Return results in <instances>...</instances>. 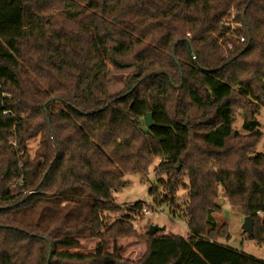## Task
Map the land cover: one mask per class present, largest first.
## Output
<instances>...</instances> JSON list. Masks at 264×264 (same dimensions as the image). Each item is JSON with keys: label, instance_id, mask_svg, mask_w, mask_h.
Segmentation results:
<instances>
[{"label": "trees", "instance_id": "16d2710c", "mask_svg": "<svg viewBox=\"0 0 264 264\" xmlns=\"http://www.w3.org/2000/svg\"><path fill=\"white\" fill-rule=\"evenodd\" d=\"M233 6L241 26H223ZM261 106L264 0H0V264H264L218 242L228 229L213 217L221 185L263 243ZM38 130L31 158L25 140ZM157 157L171 205L188 172L190 236L139 235L134 261L106 250L137 235L129 216L107 225L102 213L122 210L124 174H146ZM81 239L99 242L68 249Z\"/></svg>", "mask_w": 264, "mask_h": 264}, {"label": "rangeland", "instance_id": "374dc122", "mask_svg": "<svg viewBox=\"0 0 264 264\" xmlns=\"http://www.w3.org/2000/svg\"><path fill=\"white\" fill-rule=\"evenodd\" d=\"M236 9L237 8L233 6L230 9L229 14L221 19L220 23L223 26H229L231 28L241 26V22L236 20ZM222 47L225 50V46L222 45ZM226 55L227 54H225V56ZM122 88L123 83L115 70L111 68L109 80L110 92L116 93ZM53 109L55 111L60 110L62 109V105L59 102H54ZM257 119L260 122L262 137L257 143L255 153H264V106H261ZM242 123L243 114L242 111H238L234 127L242 135H246L247 132L242 129ZM41 133L42 130H38L34 135L25 140L26 150L31 158L35 157L37 151L44 145L41 139ZM9 142L17 146L14 139ZM191 149L195 154L202 152V143L198 137L193 138ZM201 157L204 160L203 155ZM160 162V158H155L149 165L146 174H141L139 172L125 173L124 179L127 180L128 183L123 188L113 192L114 201L122 207V210L119 212L104 211L102 215L105 223L109 225L118 219H125L126 216H129V220L137 232V235L118 239L116 244L113 242L108 243L106 245L107 251H112L114 247H116L120 250L119 252L122 256L134 261L138 260L146 250L145 242L139 239V235L147 233L151 225L163 227L164 229L159 232L161 234H178L186 238L190 236L188 222L185 215V207L188 204L190 197V180L188 172L184 170L180 173V182L175 191V204L171 205L169 201H163L164 195L167 192L166 183L169 175L167 173H159L156 171ZM181 167L182 164H179L178 170H180ZM217 193L218 196L215 199V202L221 207V212L213 214L216 228L219 229L223 225H226L228 229V235L219 238L218 242L255 258L264 260V232L262 235V244H258L256 240L249 238L248 234L244 233L242 230L245 216L240 208L232 206L229 203L224 195L221 185H218ZM136 202H142V209L133 211L132 206ZM259 214L261 216V225L264 229V214ZM98 242L97 239H81L77 246L69 247L68 249L72 252L80 251L83 253H89L96 249ZM58 249L61 250L65 248L58 247Z\"/></svg>", "mask_w": 264, "mask_h": 264}, {"label": "water", "instance_id": "95a60500", "mask_svg": "<svg viewBox=\"0 0 264 264\" xmlns=\"http://www.w3.org/2000/svg\"><path fill=\"white\" fill-rule=\"evenodd\" d=\"M145 120H146L147 125L151 124V113L150 112L146 114ZM253 227H254V219L251 216H245L244 223L242 225L243 232L247 233L248 236L252 237L254 235ZM163 229H164L163 227H160L157 225H151L148 229V233L155 234V233L162 231Z\"/></svg>", "mask_w": 264, "mask_h": 264}, {"label": "built area", "instance_id": "2783aa9c", "mask_svg": "<svg viewBox=\"0 0 264 264\" xmlns=\"http://www.w3.org/2000/svg\"><path fill=\"white\" fill-rule=\"evenodd\" d=\"M240 25H241V24H240ZM187 36L190 37V33H189V32L187 33ZM239 40H240V41H243V40H244V37H243V36H240V37H239ZM228 48H229V49L232 48V45H231V44H228Z\"/></svg>", "mask_w": 264, "mask_h": 264}]
</instances>
